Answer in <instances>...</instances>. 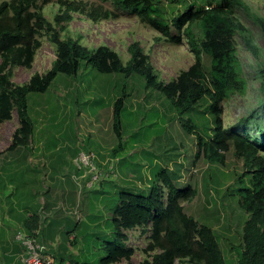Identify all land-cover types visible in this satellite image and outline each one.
<instances>
[{
  "label": "rangeland",
  "instance_id": "obj_1",
  "mask_svg": "<svg viewBox=\"0 0 264 264\" xmlns=\"http://www.w3.org/2000/svg\"><path fill=\"white\" fill-rule=\"evenodd\" d=\"M2 0H0L1 2ZM58 0H39L44 16L54 22L58 12ZM88 4L102 5L113 9L111 0H83ZM221 0H151L157 13L170 20L190 4L212 5ZM234 7V15L251 32L259 49L258 56L246 47L237 33L235 48L242 73L248 86L245 94H233L222 102L223 124L232 128L250 142L264 143V111L258 105L261 97L260 84L264 68V37L254 16L264 18V0H240ZM116 11V10H115ZM114 19L92 21L75 13L73 20L62 29L56 27L60 37L77 39L89 49L107 45L114 49L125 63L129 59L128 45L138 41L148 55L160 80L168 82L186 70L194 61L186 38L174 42L167 40L156 29L144 24L136 16L116 11ZM197 39L201 32L198 23L192 25ZM41 46L36 50L30 69L15 68L13 80L27 82L33 72L44 73L55 59L56 47L48 39L46 32L38 34ZM204 70L209 69L208 59L202 56ZM124 94L121 109V149L116 157L111 156V148L118 139L113 132L112 107L115 100ZM27 110L30 116L32 146L26 149H12L0 154V170L15 169L24 162L23 157L31 156L29 166L55 171L43 176L49 189L39 194L40 200L47 199L69 207V230L77 234V240L70 248L64 247L65 255L78 261L99 264L106 255L104 243L111 240V216L119 204L121 192L147 193L151 177L159 169H166L178 179V186L192 185L196 194L190 200H180L186 214L198 223L212 227L218 235L227 264L234 263L240 249L243 222L247 217L238 203V184L234 181L246 169L243 157L236 153L232 142L225 150L219 151L222 158L214 156L213 161L200 157L194 161L195 130L186 132L185 121L194 114H177L170 108L164 96L144 85V80L133 74L125 77L120 73H102L84 61L76 74L58 73L44 92L30 91L27 94ZM247 118L249 123L243 121ZM257 124V125H253ZM19 126L14 109L12 118L0 124V140L9 137ZM37 151L46 154L55 152L56 160L48 165L37 156ZM92 152L100 178L88 184L91 173L78 155ZM37 158V159H36ZM39 159V161H38ZM111 166V170L109 169ZM248 176L244 179L249 182ZM9 182V183H8ZM21 179L4 177L0 173V193L3 201H14L34 206L33 195L20 192L15 187ZM9 186V187H8ZM63 206V205H62ZM61 207V206H60ZM80 219V221H79ZM181 226V222H177ZM150 222L144 227L125 231L127 246H132L133 264H143L150 260L154 252L148 249L150 242ZM65 235V233H64ZM45 246L49 240L44 237ZM66 244V242H65ZM64 246V244H63ZM75 253H79L75 256ZM126 260L113 264H124ZM182 264V260H176Z\"/></svg>",
  "mask_w": 264,
  "mask_h": 264
},
{
  "label": "trees",
  "instance_id": "obj_2",
  "mask_svg": "<svg viewBox=\"0 0 264 264\" xmlns=\"http://www.w3.org/2000/svg\"><path fill=\"white\" fill-rule=\"evenodd\" d=\"M111 1L114 10L83 0H58L54 22L44 16L39 0L0 2V124L12 118L14 109L19 120L8 149L26 145L31 139L33 126L27 110L28 92H44L58 73L76 74L84 61L102 73H120L125 77L136 74L144 80L146 87L161 93L175 113L195 115L185 120L188 124H185L186 132L197 128L194 131V161L201 156L210 161L220 160L222 154L219 151L225 150L228 142H232L236 153L243 157L246 169L234 184H238V203L247 217L242 226L237 259L230 264H264V143L250 142L232 128L225 129L223 124L222 102L233 94H245L248 86L234 36L238 33L253 55L258 56L259 53L251 32L234 15V7L241 4L240 0H221L214 5L211 2L207 5L190 4L170 20H164L157 13L151 0ZM115 10L136 16L167 40L178 42L185 37L194 54L193 63L176 78L164 82L158 78L138 41L128 45L130 56L124 63L109 46L89 49L77 39L61 38L56 28L62 29L73 20L75 13L99 21L117 17ZM254 17L264 37V18ZM195 23L200 27V39L192 31ZM42 31L56 47L55 59L44 73L33 72L27 82L16 83L14 70L32 67L36 50L41 46L37 36ZM202 56L208 59V70L203 68ZM260 72L258 105L264 111V68ZM123 99L124 94L115 100L112 107V129L118 139L117 146L111 150L112 157L123 149ZM243 121L249 123L247 118ZM247 175L248 184L244 179ZM195 194V187L180 188L178 179L166 169L154 173L147 193L121 192L119 204L112 211V237L104 243L106 255L99 259V264H113L122 259L126 260L124 264H133L134 249L126 245L128 237L125 231L142 227V232L146 233L144 227L148 222L151 224L148 249L154 251L158 248L159 252H154L151 259H145L143 264H176L178 259L182 264H227L215 230L198 223L185 213L184 206L180 204V200H190ZM177 222H181V226ZM71 264L89 263L76 260Z\"/></svg>",
  "mask_w": 264,
  "mask_h": 264
},
{
  "label": "crops",
  "instance_id": "obj_3",
  "mask_svg": "<svg viewBox=\"0 0 264 264\" xmlns=\"http://www.w3.org/2000/svg\"><path fill=\"white\" fill-rule=\"evenodd\" d=\"M11 137L12 133L9 137H6L5 140H0V154L12 149H21V151H23V149L32 146L31 136L28 144L8 149V146L11 143ZM36 154L37 156L35 157L39 158L42 156V160L44 162L47 161L48 165L56 160L55 152L43 154L42 152L37 151ZM31 159V156L26 154L23 157L24 162L20 167L6 169L4 171L0 170V173L4 177L9 176L21 179V182H19V184H17L18 186L15 188L20 192H26L33 195L34 201L32 202H35L34 206L29 204L25 205L18 201H14L10 205L3 201V198H1L3 195L0 193V264L22 263L23 248L15 239V234L18 231L29 232L39 223L42 225V230L39 234L38 240L41 243L44 242L45 236L49 240L48 246H45L44 243H42L45 246L46 253L53 258V261L56 264H71L77 259L72 256L67 258L64 247L67 249L70 248L69 245L76 242L77 234L75 231L69 230L68 227V220L70 217L67 216V214L69 213V207L65 204H59L45 198L40 200L39 194L44 191L43 189H49V183L44 182L43 176H50L55 171L29 166L27 162ZM78 255L79 253H75V256Z\"/></svg>",
  "mask_w": 264,
  "mask_h": 264
},
{
  "label": "built area",
  "instance_id": "obj_4",
  "mask_svg": "<svg viewBox=\"0 0 264 264\" xmlns=\"http://www.w3.org/2000/svg\"><path fill=\"white\" fill-rule=\"evenodd\" d=\"M95 155L92 152H81L76 158L78 168L81 167L79 162L84 167L88 168L91 173L89 185L92 182L99 180L100 172L94 163ZM111 170V166H109ZM41 225L31 229L29 232L18 231L15 234V239L20 243L23 248L22 263L21 264H55L53 258L46 253L45 246L38 240Z\"/></svg>",
  "mask_w": 264,
  "mask_h": 264
},
{
  "label": "clouds",
  "instance_id": "obj_5",
  "mask_svg": "<svg viewBox=\"0 0 264 264\" xmlns=\"http://www.w3.org/2000/svg\"><path fill=\"white\" fill-rule=\"evenodd\" d=\"M206 8H208V6H205Z\"/></svg>",
  "mask_w": 264,
  "mask_h": 264
}]
</instances>
